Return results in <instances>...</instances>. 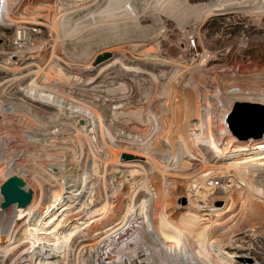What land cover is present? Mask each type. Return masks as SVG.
Here are the masks:
<instances>
[{
  "label": "rangeland",
  "instance_id": "1",
  "mask_svg": "<svg viewBox=\"0 0 264 264\" xmlns=\"http://www.w3.org/2000/svg\"><path fill=\"white\" fill-rule=\"evenodd\" d=\"M153 1L133 0L141 18V28L136 27L133 20H129L128 31L119 37L111 38L104 30L100 31V35H96V29L89 25L79 31L75 38L64 40H57L45 21L49 20L54 9L64 12L66 8L74 22L88 23L92 20L90 15H87L88 11L96 9L105 0H79L78 3L75 0H3V3H0L6 5L12 18L18 19L17 17H25L34 12L40 13L38 19L44 22L23 24L29 35L27 45L22 42L17 44L15 34L18 26L5 25L0 29V160L9 159L12 164L21 166L29 189L38 195H46V208L50 204L48 198L57 188L56 176L60 174L45 173L42 171V165L54 161L50 168L58 169L62 166V171L66 172L77 167L79 173L89 176L87 182L81 186V181L78 180L79 185L74 187L77 191L73 201L69 202L70 207L55 209L59 210L58 215L63 213L70 216L79 225L72 232L70 245L60 254L57 253L56 249L50 247L56 241L53 234L51 239L55 240L41 245H45L49 250V258L59 264L92 263L95 243L117 222L118 213L122 212L128 203L133 182L141 183L144 178L148 179L149 189H142L147 193V204L151 211L160 203H163L167 212L175 215L191 210L188 197L194 188L191 181L204 169V162L196 155H183L178 160L174 158L169 165L171 160L165 158V154L170 151L166 137L171 129V105L163 91L169 83L172 82L180 95L187 93L194 98L193 92L198 90L202 95L210 96L213 103V131L215 136L219 137L217 138L220 139L219 145L222 148H226L231 140L245 142L247 139L243 136L250 131L251 119L260 112L254 108L238 109L235 106L231 109L232 105L225 110L219 95L222 81L237 75H248L253 69H264V17L258 22L249 12L264 0H241L245 2L243 4L247 5L246 7L234 5L237 7L235 10L214 15L200 24H197L195 17L189 15L190 22L184 29L177 24L175 18L157 12L153 7L144 11L145 3ZM210 1L188 0L193 5H206ZM76 3L81 5L77 7ZM158 14H162V23L158 21ZM196 25L203 46L211 54H215L212 61L202 68L200 75L195 70L194 73L193 70L190 72L188 67H192V51L190 48L185 50L186 45L188 46L185 34L190 37L195 32ZM163 30L165 33L159 34ZM21 44L23 51L20 53ZM154 47H159L157 53L161 59H165L164 62L152 60L142 54V50ZM105 53L109 56L98 62V56ZM116 56L126 64L139 63L148 72L126 71L121 64L113 65L107 71L102 70V67ZM52 65L70 79L45 80L43 73ZM39 67L42 69L39 84L58 89L56 94L61 96L64 103L62 109L37 100L27 91L26 85ZM122 85L125 89L121 90ZM174 105L176 106V103ZM84 106L101 115L105 130L89 110L85 116L82 115L80 108ZM203 106L207 107V104L204 103ZM181 123L188 128L189 134L201 133L198 116ZM176 129L177 127L173 128ZM79 132L82 137L84 134H88L89 138L92 136L91 143L82 140L81 151L77 142ZM32 133L38 136L30 139ZM41 137H46L49 141L41 144L45 147L35 145V141ZM251 138L257 139L255 141L263 139L254 136ZM206 148L207 145L201 143L205 157L210 164H215L216 155H212ZM155 149H161L163 152ZM114 152H119L117 163L113 162ZM63 154L65 157H61ZM47 156H51L49 161ZM93 160L99 161L98 174H91ZM184 162H187L188 166L183 165ZM156 165L169 166L164 169L165 174L162 175ZM132 170L136 172L132 174ZM56 171L58 170H55V173ZM70 177L72 175L68 180ZM221 178V182L218 181L219 186L224 187L223 193L220 194L222 197L214 201V207L199 210L200 214L204 215V220L214 219L217 213L227 210L223 196L230 194V190L237 187V184L230 181L231 177ZM72 184L71 181L67 185ZM106 201H109L107 209L99 211ZM39 216V209L30 217L26 213L20 217L18 212L12 213L9 208L0 209L2 239L7 232L5 244H0V264H38L43 257L39 252L41 248L34 253H26L25 250L29 248L31 241L27 234L23 236L25 231L30 229V223L41 224L38 221ZM50 216L52 214L45 217ZM46 218L44 223L49 220ZM139 220L134 222L135 226L140 225ZM68 227L62 229L65 234L70 232ZM123 231L117 236H111L112 238L107 236L99 243L104 263L112 264L116 262L117 257L120 260V257H124L120 254L122 249L116 248L123 244L122 240H125L124 243L129 241L133 234L130 235V230L125 234ZM251 232L258 233L243 230L233 238L232 244L227 248L229 252L236 254V259L241 264L251 262L243 257L244 246ZM115 237L117 240L114 241ZM104 251H107V254ZM110 254L113 261L109 259Z\"/></svg>",
  "mask_w": 264,
  "mask_h": 264
},
{
  "label": "bare ground",
  "instance_id": "2",
  "mask_svg": "<svg viewBox=\"0 0 264 264\" xmlns=\"http://www.w3.org/2000/svg\"><path fill=\"white\" fill-rule=\"evenodd\" d=\"M77 1L79 2V0H75V2ZM253 1L257 2L258 0ZM247 2L248 1H246V3ZM263 2L264 1H260L258 7L253 8L252 11L248 10L258 22L264 17ZM243 3L245 2L241 0H211L206 5H193L190 4L188 0H154L153 2L145 3L144 11L149 7H153L155 11L163 14L165 13L175 18L177 24L184 29L186 24L190 22L188 20L189 15L195 17V19L198 20L197 24H200V22L214 15L233 11L237 7H246L247 5ZM80 5L81 4H77L76 6L79 7ZM234 5H237V7ZM68 11L66 8L64 12L54 9L50 13L49 20H45L50 31L53 36L55 35L57 40H64L71 37L75 38V35L79 31L89 25H93V28L96 29V35H100V31L104 30L111 35V38L119 37L127 32L129 20H133L135 26L141 28V18L136 7L133 5V0H105V2L96 9L88 11L87 15H90L92 18L88 23L74 22ZM39 14L40 13L32 12L28 16L17 17L18 19H15L10 16L6 5H0V29L5 25L18 26L15 34L17 44L22 42L23 45H27L29 35L23 24L44 23L38 19ZM158 15V21L162 23V14ZM195 28L196 30L194 33L198 36V41H195V46H193L189 40L188 34H185L186 36H184L188 41V46L186 45L185 50L190 48L192 51V67H188L190 72L193 70L194 73L195 70L198 71L200 75V73L203 72L201 71L202 68H205L210 61H212L215 54H211L203 46L198 32V25L194 26V29ZM160 33H165V30L160 31L159 34ZM110 41L111 40H108V42ZM22 44L19 51L20 53L23 51ZM134 46H136V44ZM201 46L202 49L199 50ZM87 50V52H89V48ZM158 51L159 47L147 48L142 50V54L148 56V58L152 60L164 62L165 59L163 60L159 57ZM109 61L108 64L102 67V70L107 71L111 66L121 64L126 71L136 73L148 72L139 63L126 64L117 56ZM41 70L42 69L39 67V69L35 71V76H33L26 85L27 91L33 94L37 100L44 101L45 103L62 109L64 103L61 96L56 94L58 89L55 90L49 85L42 86L39 84L38 79ZM60 71L52 65L48 71L43 73L45 80L49 81L54 78L59 81H66L70 79L69 76ZM174 75L175 72L173 73V76ZM237 76L225 80V82L222 81L221 86L220 83L217 82L221 87V94L219 96L220 100L223 102L222 108L226 110L232 105L231 109H233L235 103L240 100L264 104V69H253L248 75ZM124 85L120 87L121 90L125 89ZM193 94L195 96H193L194 98H191V95L187 93L180 95L172 85V82L169 83L167 88L163 91V95L167 96L169 105H171V118L169 123L171 129L169 136L166 137L170 151L165 154V158L171 160L169 165L172 164L174 158L178 160L180 157H183V155H196L197 157H201L204 162V169L191 181V185L194 186L191 193L188 194L191 210L189 209V211L185 213L175 215L174 213L167 212L163 203H160L155 210L151 211L147 204V193L142 189H149L148 179L144 178L141 183H138L139 181L137 183L133 182L128 203L125 204L124 210L118 213L119 215L115 225L108 228L105 236L103 235L104 237H102L103 239L107 236H117L123 231L122 229L125 230L123 234L127 233L129 230L130 235L133 234L131 238H129V241L126 240L127 242L124 243L125 240H122L123 244L120 246L117 245L119 248L116 249H122L120 254L124 255V257H120L119 255L121 260L117 257V259H115L116 262L112 264H241L236 259V254L227 250L232 244L233 238L243 230L257 231L258 233L264 232V136L259 138H263L259 141H255L257 139L254 138H249L245 140V142L240 143L231 140L227 143L226 148H222V146L219 145V137L217 136V138L213 131V116L211 111V104H213L211 103L212 99H210V96L202 95L198 90H195ZM174 103H176V106ZM204 103L207 104V107L203 106ZM88 110L90 114H94L97 117L102 128L105 130L102 117L97 111H92L85 106L80 108V112L83 116H85L84 114L87 113ZM135 113L138 114L137 112ZM193 116H198L200 119L199 126L201 128V133L199 134H189L188 128L181 123L183 120L184 122L190 121L191 118L193 119ZM149 120H151L150 116ZM174 127H177V129L173 130ZM78 130L80 131L81 129L79 128ZM107 132H109L108 129ZM80 133L81 132L77 135V142L81 151L83 146L82 140L84 139L91 143L90 139H92V136L90 133V138L88 134H84V137H82ZM34 136H38V134L32 133L29 138L33 139ZM41 138L35 141V145H41L46 141L49 142L46 137ZM203 142L207 145L206 149H208L212 155H216L215 164H210L208 158L205 157L201 150V143L203 145ZM155 150L163 152L161 149ZM114 156L115 159L113 162L117 163L119 152H114ZM61 157H65V154L61 155ZM50 158L51 156H47L48 161ZM53 162L54 161H50L41 166L42 171L45 173L60 174L56 176L57 188L51 193L50 198H48V202H50L49 206L47 208L44 207L45 199L47 198H45L46 195L44 193L41 195L34 193L33 200L27 206L13 204L9 207L12 213L18 212L20 217L24 216L25 213L30 217L39 209L40 220L38 221L39 223L41 222V224L32 225L30 223V229H27L23 236L25 237L27 234V238L31 241V245L25 250L26 253L31 254V252L34 253L41 248L39 252L43 257L39 260L38 264H59L52 260V258H49V250L45 245L42 247L41 245L45 244L47 241L55 240V238L51 239V234L56 237V241L51 244L50 247L51 249H56L57 253L60 254L70 245L69 241L72 232H74L79 225H77L70 216L64 215L63 213L58 215L57 212L59 210L55 211V209H61L64 206L70 207L69 202L74 199L75 191H77L74 190V187L79 185L77 183L78 180L81 181V186L83 183L87 182V178H89L85 173H79L77 167L73 171L66 172L62 171V166H59L58 169L53 167L50 168V165H54ZM98 162L97 160H93L91 174L92 172L95 174L99 173L100 165ZM169 165L156 166L159 168L162 175H164V169ZM183 165L188 166V163L184 162ZM55 170L58 171L55 173ZM135 172L136 170H132V174ZM22 173L23 171L20 165L12 164L9 159L0 160V195L2 196V201L3 195L1 194V186L3 183L14 174L25 178ZM70 175H72V177L68 180ZM223 176L231 177L230 181L237 184V187L230 190V194L223 196L226 200L227 210L222 213H217L214 219L204 220V215L200 214L199 210L214 207V201L218 197H222L220 194L223 193L224 187L219 186V181L221 182V177ZM71 181L73 184L68 186L67 184ZM223 185L225 186V184ZM36 196L37 198L35 199ZM2 201L0 202V209ZM108 204L109 201H106L99 211L102 209L106 210ZM49 214H52V216L46 218L45 216ZM226 216L227 218H225ZM45 218L49 219L46 223L43 222ZM139 219L141 220L140 225L135 226L134 222L136 223ZM133 225L136 228L133 227ZM66 226H69L68 230L70 232L68 234H65L64 230H62L63 228L65 229ZM6 234H4L3 239L0 236V244H5ZM102 239L95 243V254L91 264H106L103 262L102 247L99 244ZM113 240L115 241L117 238L115 237ZM137 240L138 242H136ZM115 245L116 244H114V246ZM2 248L5 247L2 246ZM7 250H9V248H7ZM104 253L107 254V251H104ZM44 256L47 258H44ZM109 259L113 261L111 254ZM249 263L252 264L251 262Z\"/></svg>",
  "mask_w": 264,
  "mask_h": 264
},
{
  "label": "water",
  "instance_id": "3",
  "mask_svg": "<svg viewBox=\"0 0 264 264\" xmlns=\"http://www.w3.org/2000/svg\"><path fill=\"white\" fill-rule=\"evenodd\" d=\"M109 55L107 53L99 55L97 61L100 62L106 59ZM235 108H254L259 112L258 115L251 119L249 124L250 131L243 137L249 139L252 136L261 138L264 135V104L253 103L248 101H237ZM233 116V115H232ZM1 194L3 195V201L1 208L5 210L13 204L20 206H27L34 198V193L29 189L25 179L17 174L10 176L1 186ZM248 260H251L247 258Z\"/></svg>",
  "mask_w": 264,
  "mask_h": 264
},
{
  "label": "built area",
  "instance_id": "4",
  "mask_svg": "<svg viewBox=\"0 0 264 264\" xmlns=\"http://www.w3.org/2000/svg\"><path fill=\"white\" fill-rule=\"evenodd\" d=\"M189 40L195 46L198 36L193 33L190 35ZM243 257L251 259L252 264H264V232H251L249 234L246 246H244Z\"/></svg>",
  "mask_w": 264,
  "mask_h": 264
},
{
  "label": "snow or ice",
  "instance_id": "5",
  "mask_svg": "<svg viewBox=\"0 0 264 264\" xmlns=\"http://www.w3.org/2000/svg\"><path fill=\"white\" fill-rule=\"evenodd\" d=\"M0 3H3V0H0Z\"/></svg>",
  "mask_w": 264,
  "mask_h": 264
}]
</instances>
